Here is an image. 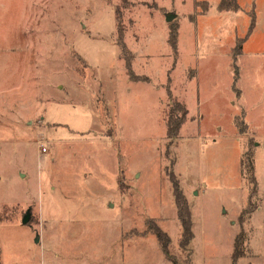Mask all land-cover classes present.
Returning <instances> with one entry per match:
<instances>
[{"label":"rangeland","instance_id":"374dc122","mask_svg":"<svg viewBox=\"0 0 264 264\" xmlns=\"http://www.w3.org/2000/svg\"><path fill=\"white\" fill-rule=\"evenodd\" d=\"M220 1L0 0V264H264V0Z\"/></svg>","mask_w":264,"mask_h":264},{"label":"trees","instance_id":"16d2710c","mask_svg":"<svg viewBox=\"0 0 264 264\" xmlns=\"http://www.w3.org/2000/svg\"><path fill=\"white\" fill-rule=\"evenodd\" d=\"M238 4L236 0H221L220 4L218 5V10L220 11H237L238 9ZM249 27L247 30L246 36L252 32V30L255 27L254 24V18L251 19L249 22ZM168 42L171 45L173 49L176 47V31L170 30ZM173 106L170 109V112L167 117V123H166V136L169 139H172L178 134L179 129L181 126L186 122V116H187V109L185 108L184 105L179 104L178 102H174L172 104ZM242 175L243 178L248 181L250 185L253 186L252 190L250 191V195L254 194L255 188H256V181H255V176H254V165H253V158L252 156L246 157L245 162L242 164ZM175 187L177 183H175ZM174 196L176 198V206H177V214L180 218L181 225H182V230H183V237L184 241H189V239L192 237V229H191V222H190V214H189V209L187 207V203L185 198L178 193V191H174ZM155 235L157 237L158 243L163 247V251L165 254L169 252V237L166 234L165 231L161 230L159 227L154 228ZM233 258V257H232ZM235 258V257H234ZM232 260H235V259ZM236 261V260H235Z\"/></svg>","mask_w":264,"mask_h":264},{"label":"water","instance_id":"95a60500","mask_svg":"<svg viewBox=\"0 0 264 264\" xmlns=\"http://www.w3.org/2000/svg\"><path fill=\"white\" fill-rule=\"evenodd\" d=\"M27 222H28V215L24 216V218L22 219V224H27Z\"/></svg>","mask_w":264,"mask_h":264},{"label":"built area","instance_id":"2783aa9c","mask_svg":"<svg viewBox=\"0 0 264 264\" xmlns=\"http://www.w3.org/2000/svg\"><path fill=\"white\" fill-rule=\"evenodd\" d=\"M41 152H42V153H45V149H44V148H42V149H41Z\"/></svg>","mask_w":264,"mask_h":264}]
</instances>
